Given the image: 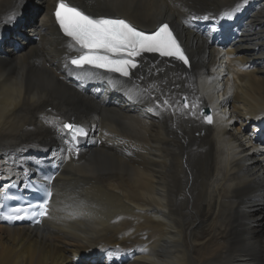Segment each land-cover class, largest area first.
Instances as JSON below:
<instances>
[{"label":"bare ground","instance_id":"1","mask_svg":"<svg viewBox=\"0 0 264 264\" xmlns=\"http://www.w3.org/2000/svg\"><path fill=\"white\" fill-rule=\"evenodd\" d=\"M57 1L0 0V185L60 166L64 123L90 136L40 227L0 225V264H98V251L135 253L127 264H264V152L247 128L264 119V0L229 48L197 21L244 0H71L146 30L168 22L190 59L141 57L131 79L85 72L87 90L67 64L79 48L53 22ZM33 4L41 13L21 26Z\"/></svg>","mask_w":264,"mask_h":264},{"label":"snow or ice","instance_id":"2","mask_svg":"<svg viewBox=\"0 0 264 264\" xmlns=\"http://www.w3.org/2000/svg\"><path fill=\"white\" fill-rule=\"evenodd\" d=\"M246 3L247 0H244ZM240 5H237L239 8ZM55 20L60 31L71 43L70 49L77 46L80 53L70 59V64L76 68L90 66L103 69L111 73H118L121 77L131 79L132 70L138 68V57L144 53H158L160 57L175 58L182 61L184 65L190 66L189 58L181 47L178 38L168 23H160L151 33L138 30L130 22L123 18H112L107 16H93L85 12L80 6L71 5L67 0H58L55 6ZM228 18H231L229 15ZM208 19V17H205ZM143 79V77H140ZM169 100H163V105H169ZM181 103V101H178ZM183 108L190 107L187 97L182 101ZM157 107H161L157 100ZM193 108L196 105H191ZM204 119L212 123V117L204 114ZM63 130L70 136L71 141L78 142L79 138L86 136L82 126L73 123H64ZM51 182V177L48 178ZM38 192H44V197L35 204L29 203L27 208L14 209V216L10 219H31L39 223L38 217H46L49 213L50 191L43 186L36 188ZM6 199L11 197L5 196ZM23 212V214H20Z\"/></svg>","mask_w":264,"mask_h":264},{"label":"rangeland","instance_id":"3","mask_svg":"<svg viewBox=\"0 0 264 264\" xmlns=\"http://www.w3.org/2000/svg\"><path fill=\"white\" fill-rule=\"evenodd\" d=\"M39 13H41V8H40V5H38V4H33V5H31V7H29L26 11H24L23 12V14L21 15V18L19 19V24L21 25V26H27V25H30V24H33L34 22H36V20H37V15L39 14ZM20 26V27H21ZM11 36H13V35H11L10 33L9 34H7L5 37H6V39L9 41V40H11ZM34 37H36V36H34ZM37 38V37H36ZM36 41H37V39H36ZM35 40H33V37H31L30 38V42H36ZM11 43V42H10ZM251 133V132H250ZM248 135H250L249 134V132H248ZM263 212H264V209L262 210ZM86 262H84V263H81V264H85ZM99 264V263H98Z\"/></svg>","mask_w":264,"mask_h":264},{"label":"water","instance_id":"4","mask_svg":"<svg viewBox=\"0 0 264 264\" xmlns=\"http://www.w3.org/2000/svg\"><path fill=\"white\" fill-rule=\"evenodd\" d=\"M205 114H207V115H208L209 113L206 111V112H205Z\"/></svg>","mask_w":264,"mask_h":264}]
</instances>
